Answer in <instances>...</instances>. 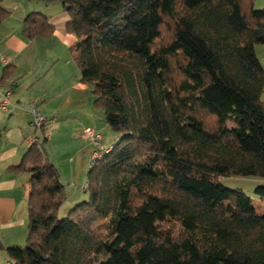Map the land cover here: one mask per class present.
Segmentation results:
<instances>
[{
    "label": "trees",
    "instance_id": "16d2710c",
    "mask_svg": "<svg viewBox=\"0 0 264 264\" xmlns=\"http://www.w3.org/2000/svg\"><path fill=\"white\" fill-rule=\"evenodd\" d=\"M37 1L62 4L80 82L119 141L91 165L87 199L64 218L48 139L31 144L12 167L30 175L28 235L23 246L0 243L7 264H264V184L250 196L222 183L264 180V9L255 0ZM6 2L0 26L12 14ZM55 31L44 13L23 21L28 41Z\"/></svg>",
    "mask_w": 264,
    "mask_h": 264
},
{
    "label": "crops",
    "instance_id": "0c3cea01",
    "mask_svg": "<svg viewBox=\"0 0 264 264\" xmlns=\"http://www.w3.org/2000/svg\"><path fill=\"white\" fill-rule=\"evenodd\" d=\"M5 5L15 13H18L19 16L18 23L14 26L9 24V20L6 21V24L4 23L5 26L3 23L0 26V92L7 89L13 91L11 111L6 112L0 109V243L8 248L23 246L28 235L27 182L30 175L25 171L15 170L12 167L21 164L23 157L30 149L32 140L38 138L36 136L38 129L32 124L33 114L31 109L37 107L36 109L39 112L41 111L42 115L54 120L60 114H81L83 113V96L80 92L88 90L89 87L78 81V83L74 84V89L71 88V91H74L76 95H73L72 92L69 94L70 89L64 91L65 94H56L63 98V100L59 98L61 103H57L56 107L53 102L55 97L49 94L48 86L45 87L44 84V86L41 85L39 88H35L40 82L44 83V78L42 77L44 69L41 66L42 63L34 62L32 59L35 57L39 58V56L44 54H51L54 49L51 45L52 41L60 43V47L70 48L76 38L66 32L65 27L68 17L62 10L60 18L44 13L51 18V21L56 26V31L51 39L39 38L34 41H28L22 35L23 18L25 19L34 5H24L21 0H11V2H6ZM46 7H49V5H46ZM256 53L264 67V46H258ZM2 60H7L8 65H4ZM7 67H9L7 72L10 75L3 80ZM50 70H55L54 66L50 67ZM27 74L32 77L26 81L23 77ZM1 101L2 97L0 95ZM62 102H65L66 106L61 105ZM60 117L63 116L60 115ZM55 122H52L49 127L51 126L54 131L53 135L57 137V140L69 139L72 141L73 148L82 143L79 146V152H84L90 147L89 142L81 135L89 127L86 120L82 117L73 121L72 119L63 120V122L57 121L58 124ZM72 128L74 130H71ZM76 130H78V133L80 132L79 137L75 136ZM77 139L81 140L79 144ZM73 164V161L67 163L70 171L73 170ZM61 168L63 169V167ZM253 183L255 185L264 184V180L254 179ZM74 197L72 206L80 203L85 198L84 196L77 197V194ZM255 202L261 208L259 199L255 198ZM7 263L8 256L6 251H0V264Z\"/></svg>",
    "mask_w": 264,
    "mask_h": 264
},
{
    "label": "rangeland",
    "instance_id": "374dc122",
    "mask_svg": "<svg viewBox=\"0 0 264 264\" xmlns=\"http://www.w3.org/2000/svg\"><path fill=\"white\" fill-rule=\"evenodd\" d=\"M7 2H11V0H7ZM21 3H23L24 5L25 4L34 5L33 8L29 10V13L30 12H40V13L52 15L55 18H60L62 14V4L61 3H55V4L50 5L49 7H46L45 3L41 1H37V0H31V1L21 0ZM255 7L256 9H264V0H255ZM18 20H19L18 13H15L14 11H12V14L3 22V24L4 23L6 24V21H8L9 24L14 26L15 24L18 23ZM23 21H24V18H23ZM40 39H46V38H40ZM47 39H51V38H47ZM51 45L54 48L51 54H47V55L44 54V55L39 56V58L35 57L32 60L34 62L42 63L41 66L44 69V74L42 75V77L44 78V83L40 82L38 85H36L35 88H39L41 85L44 86V84H45V87L48 86L47 90L50 92L49 94L54 95L55 97L53 99V102L56 107L57 103H61L59 101V98L63 100L62 97H59V95H56V94H59V93L63 94L64 91H68L70 89L69 94H71L72 92L73 95H76L74 91H71V88L74 89L75 87L74 84L80 81V72L74 60L73 53L71 52L70 48L60 47L59 46L60 43L56 41H52ZM52 66H54L55 68V70L53 71L50 70V67ZM45 73H49V74H45ZM31 77L28 76L27 74L23 78L24 80L27 81ZM80 93L83 96V104H82L83 113L76 114V115L75 114L67 115V113L60 114L63 117H60V115L56 117L57 120L55 119L56 121L55 123L58 124V122H63V120H66V119H72L73 121V120H77L78 118L82 117L84 120H86V123L88 124L89 127L95 129V131L100 132L102 134L103 143L105 147H110L112 144H116L119 141V137L106 124L104 112L100 110L99 108H97L96 106H94L95 98L91 93V89L89 88L88 90L82 91ZM65 104H66L65 102H62L61 105L66 106ZM32 110L33 109H31V113H32ZM41 114L43 113L41 112ZM49 125L47 127H44L46 128L44 130L45 133L42 131L43 129L42 130L38 129V133L36 136H38L41 141L44 139V137L49 138L44 145V155L46 158H48V160L51 163H54V165L55 164L57 165L55 166L61 173L60 174L61 181L66 187L65 192H66L67 200L65 201L64 205L61 207L59 211V217L64 218L69 214L70 210L73 209L71 207H74V205L72 206L73 201L75 199L74 195L77 194V197L84 196L85 198H83V200H86L88 197L87 192H84L83 185L84 183L87 182L88 171L91 167V162H92V155L94 151L96 150V147L88 143L91 148L88 147L86 151L79 152L78 149H80L79 146L82 143H80V145H77L76 148L75 147L73 148L72 141H70L69 139L57 140V137L53 135L54 131L52 130L51 126L49 127ZM232 125H233L232 123H229L230 127ZM71 130H74V128H72ZM75 133H76L75 136L79 137L80 132L78 133V130H76ZM53 136H54V139H53ZM77 141L79 144L81 140L77 139ZM72 161L74 162L73 170L70 171L68 169L67 163L72 162ZM61 167H63L64 170ZM253 180L254 179L225 178L222 180V183L224 186L230 189H241L249 195H254L253 192L258 185H255L253 183Z\"/></svg>",
    "mask_w": 264,
    "mask_h": 264
},
{
    "label": "built area",
    "instance_id": "2783aa9c",
    "mask_svg": "<svg viewBox=\"0 0 264 264\" xmlns=\"http://www.w3.org/2000/svg\"><path fill=\"white\" fill-rule=\"evenodd\" d=\"M4 65H8L7 60H2ZM0 95L2 97V101L0 102V109L6 112L11 111L12 107V95L13 91L11 89L4 90L0 92ZM33 114V126L36 129H42L44 127H47L49 124L54 122V119H49L42 115L36 108L32 110ZM82 137L89 142L90 144L94 145L96 147V150L94 151L92 155V162L91 165H95L97 161H99L102 156L105 153H109L112 149V146L105 147L103 143V137L100 132L95 131V129L88 127L83 131ZM34 142H37V138H34L31 142L33 144ZM88 188L87 182L84 183L83 189Z\"/></svg>",
    "mask_w": 264,
    "mask_h": 264
}]
</instances>
